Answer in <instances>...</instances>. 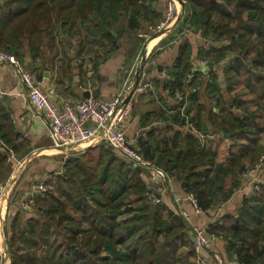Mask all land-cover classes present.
Returning <instances> with one entry per match:
<instances>
[{"label": "trees", "instance_id": "trees-1", "mask_svg": "<svg viewBox=\"0 0 264 264\" xmlns=\"http://www.w3.org/2000/svg\"><path fill=\"white\" fill-rule=\"evenodd\" d=\"M156 1L3 0L0 2V48L9 52L23 47L117 45L118 38H124L130 46L126 51L127 60L119 71L118 85L123 86L134 59L146 43L143 32L165 17L166 13L156 8ZM237 1L187 0L190 5L185 6L187 13L181 19L183 30L180 28L176 37L171 34L163 39L164 42L175 40L174 44L180 46L177 59L168 69L171 78L163 84L176 96L177 110L171 120L177 127L173 125L174 135L154 137L152 143L145 138L138 141L144 156L161 166L169 178L175 173L181 176L186 194L194 192L204 212L230 198L236 190L235 181L243 179L244 173L252 169L255 156L248 152L242 154L243 146L239 150L229 145V159L217 161L215 151H218L213 146L217 140L212 133L222 131L235 140L253 129L259 139H264V101L255 107L263 110L262 119H257L259 111L249 107L244 95L238 92V79L230 66L239 59L247 82L262 81L260 96H264V0ZM90 14L94 15V26L83 24V19ZM215 14L219 21L214 18ZM84 26L91 28L88 33L84 32ZM201 27H205L204 40L197 57L209 63V79L204 81V73L196 70L191 82L186 84L193 65L192 45L187 36ZM155 35L157 32L152 37ZM208 41L212 47L206 49L204 44ZM215 41L224 45L222 49ZM228 52H237L238 57L222 66ZM241 56L251 58L252 63L246 66ZM218 66L226 77V91L231 97L226 101L218 88L213 101L217 107L219 104V111L212 107L204 110L198 90L203 84L220 86ZM180 95H185L184 99L178 100ZM187 103L189 107L195 105L197 112L187 110ZM237 109L241 111L236 112ZM0 117V181H4L9 171V151L13 149L23 156L29 146L24 141L18 145V139L23 140V136L7 114ZM186 119L204 132L211 130L203 147L195 134H183L181 128L186 125ZM220 136L216 135L222 140L224 137ZM177 148H181L179 153ZM262 152L264 147L259 155ZM66 163V172L56 175L46 195L38 197L33 215L24 218V211L16 209L7 220L6 229L10 233L6 242L11 264H197L187 220L164 203L155 204L148 198L149 202L151 188L143 179V168H135L130 160L119 157L103 141L87 147L84 153L73 154ZM231 178L233 186L229 184ZM208 180L210 189L204 187ZM16 194L18 191L14 189L12 195ZM242 201L236 214L223 215L208 225V234L224 237L233 258L245 264H264V190L248 194ZM122 215L125 218L120 222L118 218Z\"/></svg>", "mask_w": 264, "mask_h": 264}, {"label": "crops", "instance_id": "crops-1", "mask_svg": "<svg viewBox=\"0 0 264 264\" xmlns=\"http://www.w3.org/2000/svg\"><path fill=\"white\" fill-rule=\"evenodd\" d=\"M2 1L3 0H0V2ZM93 16V14H90L87 20H92L94 18ZM83 30L85 33H88L87 30H89V27H84ZM173 30L174 29L168 30V32L171 33ZM164 35L169 37L167 31L166 33L157 32V35L150 38L149 41L144 44L138 57L134 59L132 63L133 67L131 71L128 72L124 84L125 86H133L140 78L139 72L143 66L148 69V76L150 79L154 80L152 88L139 91L132 97L134 101L131 112L132 115L129 117L126 124V131L130 139L137 138V140L140 141L141 138H145L148 143H152L151 141H153L154 137L159 136L161 138L163 136L168 137L169 135H174L172 132V130H174L173 125L177 127L176 123H173L171 120L173 112L177 110L176 96H172L170 91L163 87V84L167 79L171 78L168 69L177 59L176 57L179 54L180 46L179 43L174 44V41L162 42L163 40L161 41V39H163ZM197 37L199 36L195 34V32L189 33L188 36L192 45L191 61L193 65L191 69L199 66V61L201 60L197 57V54L202 44V39ZM129 46L130 44L123 45L122 43H117V45H88L63 48L59 46V48L46 47L45 49H26L23 47L21 50H9V52L14 53L25 65L26 69L36 72L37 78L43 83V88L54 101L61 102V100L55 97L54 92H56L60 95L62 100L67 99L72 102H77L88 97L110 98L113 96V93L124 86L118 85L120 81L119 71L123 69L124 62L127 60L126 51ZM105 56L107 57L105 58ZM238 60L239 59L230 64L233 68L234 76L238 79L237 90L240 94L244 95L249 107L254 111H259L256 112L257 119H262L263 110L255 108L264 101V96H260L263 91L262 81L252 79V81L250 80L247 82L244 69L241 67V62ZM220 75V86L218 83V86H215L216 84H210L209 86L208 84H203L198 90L202 109L204 110L205 108L208 109L212 107L214 111H219V104L218 107L216 104L211 105L215 99L214 96L218 94V88H220V93L224 95L226 101L231 97V94L226 91V77L222 72ZM204 81L208 80L205 79ZM220 93L219 95H221ZM233 94L232 92V95ZM257 103H259V105ZM189 105L190 103H187V110L190 108V112L192 111L191 113L197 112V107H195V105H191L190 107ZM181 111H183V108ZM0 114H7L15 124L18 133L23 136V140L22 138L18 139V145H22L19 144V141H24L29 146V150L23 156L18 155L13 149L9 151V171L5 177L6 181L12 184L13 189H10L12 190L10 191V196L2 204V214L8 217L9 212H12V215L15 212V210L11 211V207L9 206V200L10 197L13 196L14 189H17L18 196H16V198L19 199L28 192L29 184L34 180V177L38 178L51 170H60L63 167L65 151L62 148L52 145L48 123L41 115H38L32 107L29 97L27 96V90L22 80H20L19 73L12 64H0ZM181 114V116H184L182 112ZM22 116H24L23 120ZM1 120L2 117H0V121ZM204 125L206 126V120H204ZM206 129H208V127H206ZM152 130L155 131L154 134L149 135ZM181 130H183L184 135L187 133L195 134L201 147L206 144L207 133L211 131L207 132L208 130H206V132H204L198 129L196 132L191 130L187 119L186 125L181 128ZM219 132L221 133V136H219L224 138H221L222 140H219L218 137L213 138L217 140L216 142L214 141L213 144L218 151V153L215 151L217 161L223 162L229 159V152L231 151L229 145H232L235 149L239 148V150L243 146L244 152L242 154H247V152L248 154H255L254 162L252 163H256L259 153L262 147H264V139H259L255 130L252 129L248 134H242V137L238 136L235 140H231V142L227 140L229 136H225L222 131ZM199 134L206 135L205 141H202ZM256 138L259 140L254 141ZM89 146L92 145L84 143L81 145L83 149H77L78 151L70 153L68 160L73 154L79 155V153H84L85 149ZM157 148L159 149V147ZM13 151L14 155L11 156V152ZM180 151L181 148L176 149V153ZM245 162L249 165L246 158ZM66 165L67 163L65 164V169ZM132 165L134 167L136 166L134 163H132ZM204 168L209 169V165L204 164ZM141 174L143 175L145 183L152 188L154 185L149 171L144 170ZM251 176L252 175H249L245 178V181L242 179L235 181V183L237 182L236 190L230 198L218 207L212 208L210 211H198L190 202L182 201V205L189 212L193 224L210 226L212 222L216 220L215 218L218 214L221 216L236 214L243 202L242 199L245 195L243 193H248V191L253 188V184L250 182ZM231 180H233V178L229 180V184L233 186L234 181L232 182ZM51 181L52 180H50L49 184ZM240 182L245 184L244 192L239 190V187L242 186ZM182 183L181 176L177 173L171 174L169 181L166 183L168 191L163 195L161 201V203L166 204L174 212L179 214V205L181 204L176 202V197L187 196ZM206 183L204 187L210 189L209 180ZM124 218L125 215H122L118 219L122 222ZM189 233L192 238V233ZM213 249H219L224 256L232 257V255H230L232 252L228 250L226 240L214 238L208 250L203 251V255L208 257L209 264H215V260L212 257Z\"/></svg>", "mask_w": 264, "mask_h": 264}, {"label": "built area", "instance_id": "built-area-1", "mask_svg": "<svg viewBox=\"0 0 264 264\" xmlns=\"http://www.w3.org/2000/svg\"><path fill=\"white\" fill-rule=\"evenodd\" d=\"M167 4L164 20L154 27L156 28V32L161 33L170 29V27H173L172 24L178 20L180 9L177 1L167 0ZM158 27L165 30L161 31ZM185 30L188 31V28ZM201 63L202 66L193 67L190 74H188L186 84H189L194 77L193 71L201 70L202 73H208V70H211L207 60L202 59ZM0 64H12L16 68L20 80H22L27 90V96L32 107L48 123L52 145L65 151L63 167L60 170L48 171V173L31 181L28 192L19 203L21 210L27 213L34 211L38 197L45 196L49 191L50 180L56 175L66 172L65 164L70 153L78 151L77 149H83L81 145L84 143L96 145L102 141L107 143L119 157L127 158L137 167L149 171L154 186L151 188L148 196H150V199L155 204L162 201L163 195L168 191L166 183L169 176L167 172L161 166H156L148 160L142 151H140L137 138L130 139L126 131V124L132 115L131 112L134 104L132 97L139 91L152 88L154 84V80L148 76V69L145 66L139 72L140 78L133 86L124 85L113 93V96L110 98L88 97L77 102H72L67 99L62 100L60 95L53 91L55 97L61 100V102H56L43 88V83L37 78L36 72L26 69L22 61L14 53L0 48ZM182 99L184 97L179 96L178 100ZM23 119L24 116H22ZM13 155L14 152H11V156ZM250 169L244 173L245 178L253 174L251 170L257 168ZM257 182H260V180L257 179ZM9 184L10 188H12V184L9 181L0 185V264L11 262L9 261L8 242H6L3 235L5 216L2 214V204L10 196V191H12L9 188ZM258 186L256 185V187ZM182 201H188L198 211H203L197 202L194 192L187 193L186 197H176L178 204L182 205ZM181 205H179L180 214L187 220L192 238H194V250L197 253L196 263L209 264L207 258L203 256V251H207L211 246L214 234L211 236L208 234V225L193 224L188 211ZM212 257H215L214 260L217 264H245L237 257L228 260L220 255L219 252L212 253Z\"/></svg>", "mask_w": 264, "mask_h": 264}, {"label": "rangeland", "instance_id": "rangeland-1", "mask_svg": "<svg viewBox=\"0 0 264 264\" xmlns=\"http://www.w3.org/2000/svg\"><path fill=\"white\" fill-rule=\"evenodd\" d=\"M177 1V3H178V7H179V9H180V14H179V17H178V20H176L175 21V23L174 24H172L173 25V27H170V29H168V30H171V29H173L174 28V26H175V24H177V26H175V29L173 30V32H171L172 34H174L175 35V37L177 36V34H179L181 31H180V28H182L183 26H184V21H182L181 19L185 16V14L187 13V11L185 10V6L187 5V7H189V5H190V3H188L187 2V0H176ZM167 0H157L156 2H155V6H156V8H158V10H161L163 13L165 12L166 13V11H167ZM187 7H186V9H187ZM214 18L217 20V21H219L218 19H219V16L217 15V14H215L214 15ZM88 18H84L83 19V24L84 25H89V26H94L95 25V23H96V21H92L91 19L90 20H87ZM164 19H161L160 21L162 22ZM181 20V21H180ZM84 21H85V23H84ZM160 21H158V23H155V22H153V24H150V26L148 27V32H146V33H144L143 32V37L145 38V40H146V43L149 41V39L150 38H153L152 37V35H153V33H155L156 32V28H154L157 24H159L160 23ZM85 27V26H84ZM88 27V26H87ZM219 27V26H218ZM86 28V27H85ZM159 28V27H158ZM91 29V28H90ZM89 29V30H90ZM161 31H163V30H165L164 28H159ZM203 29H204V31H205V27H201V30H198V31H196L195 32V34H198V36L202 39V40H204V35H203ZM89 30H87V32H89ZM168 30H166L167 31V33H168V36L170 37L171 36V33L170 32H168ZM181 30H183V28L181 29ZM166 31H163L162 33H166ZM218 31H221V30H219L218 29ZM185 32V31H184ZM188 32V31H187ZM192 33H193V30L191 31ZM141 35V34H140ZM166 35V34H165ZM164 35V37H163V39L166 37ZM183 35V34H182ZM186 35H188V34H184V36H186ZM189 36V35H188ZM187 36V37H188ZM175 37H173V38H175ZM199 37H197V38H199ZM163 39H161V41L163 40ZM209 39V38H208ZM104 40H106L105 38H104ZM213 40H215V39H213ZM175 41V40H174ZM228 41H229V39H228ZM227 41V42H228ZM162 42H164V40L162 41ZM118 43H122L123 45L124 44H127V43H130L129 41H127L126 39H124V38H118ZM215 44H218L219 45V47H220V49H222V47L224 46L222 43H220V42H218V41H215ZM202 45H203V43H202ZM214 45V44H213ZM212 47V45H211V43H209V41L207 42V43H205L204 44V48H206V49H208V48H211ZM222 53V50H221V52H220V54ZM226 54H228L225 58H224V60H222V58L220 59V60H222V62H221V64H222V66L223 65H225L226 66V64L228 63V61H230L231 59H233V58H237L238 56H237V52H228V53H226ZM241 58H242V60H243V62L246 64V66H248V65H250L251 63H252V59L251 58H245V57H243V56H241ZM203 58H201V60H202ZM205 59V58H204ZM201 60L199 61V65L200 66H202V63H201ZM209 64V63H208ZM216 71L218 72V73H220V72H222V68H220V66H218L217 67V69H216ZM204 73V72H203ZM209 73H210V70H208V73H204L203 75H204V78L206 79V80H208L209 79ZM200 80V79H199ZM252 92V91H251ZM250 92V93H251ZM178 94L179 93H181L180 91H178L177 92ZM180 96H183V95H180ZM185 96V95H184ZM183 96V97H184ZM213 104H215V102L213 101V103H211V105H213ZM239 111H241L240 109H237L236 110V112H239ZM244 112V111H243ZM189 127H190V129L191 130H194V131H198V129L195 127V125L193 124V123H190V121H189ZM210 133H212V132H210ZM209 133V134H210ZM221 133L220 132H214V133H212V136H213V138H215L216 137V135H220ZM200 136H201V138H202V141H205V136L204 135H201V134H199ZM227 140H229L230 142H231V140H232V138L229 136L228 137V139ZM9 154H10V152H9ZM12 160V159H11ZM255 165H253L252 166V168H254V167H256L257 169H255V170H251V173H253L252 174V176H251V178H250V182L253 184V188L250 190V191H248V193H245L244 192V190H245V184L244 183H241L242 184V186H240L239 187V190H241V191H243L244 193L243 194H245L244 196H246V195H248V194H251V193H255L256 194V192H261L262 190H264V152H262L260 155H259V157H258V159H257V161H256V163H254ZM56 170V169H55ZM255 173H257V174H255ZM35 178H37V177H34L33 179H35ZM242 180H244L245 181V176H242ZM170 179V178H169ZM169 179H168V181H169ZM257 179H259L260 180V182H257L256 183V180ZM6 181V179L4 180V181H0V185L1 184H4V182ZM262 183H263V185H262ZM240 184V185H241ZM256 185H259L258 187H256ZM9 188H10V184H9ZM1 189V188H0ZM11 189V188H10ZM185 191V190H184ZM186 192V191H185ZM190 193V192H189ZM15 196H18V194H16V195H13V197L11 198V203L9 204V206L11 207V211H13V210H16V209H20V206H19V201H21V199H22V197L21 198H15ZM243 196V197H244ZM147 197V196H146ZM150 199V196H148L147 197V199ZM148 199V200H149ZM229 199V198H228ZM151 200V199H150ZM149 200V202L151 203V201ZM153 204V203H152ZM154 205V204H153ZM221 210V209H220ZM12 213V212H11ZM10 212H9V215H8V217H6L5 216V225L3 226V235H4V239L5 240H7V238L9 237L8 235H9V233H10V230H9V233H7V231H8V228L6 229V227H7V220H8V222H9V220H10V218L12 217V214H11ZM33 213L34 212H31V213H24L23 212V215H24V218H28V217H30L31 215H33ZM189 213V212H188ZM219 217H221V215L220 214H218L217 216H216V218L215 219H218ZM191 232V231H190ZM213 237L214 238H218L219 240H225L224 239V237H222L220 234H215V235H213ZM194 239V238H193ZM227 242V241H226ZM214 252H219L220 253V255H222L223 257H225L226 259H228V260H231V259H233L232 257L230 258V257H226V256H224L223 254H221V250H214L213 249V253ZM197 255V253L195 254V256ZM203 256H205V255H203ZM228 256V255H227ZM206 258H207V260H208V257L207 256H205ZM215 258V257H214ZM213 258V259H214ZM196 260H197V256H196ZM9 261H11V262H7V263H5V264H11L12 263V260H10V258H9ZM1 262V261H0ZM208 263H209V260H208ZM1 264H3V263H1ZM215 264H217V262H215Z\"/></svg>", "mask_w": 264, "mask_h": 264}, {"label": "water", "instance_id": "water-1", "mask_svg": "<svg viewBox=\"0 0 264 264\" xmlns=\"http://www.w3.org/2000/svg\"><path fill=\"white\" fill-rule=\"evenodd\" d=\"M243 1H249V0H238L237 2L238 3H241V2H243ZM130 97V96H129ZM129 99V98H128Z\"/></svg>", "mask_w": 264, "mask_h": 264}]
</instances>
